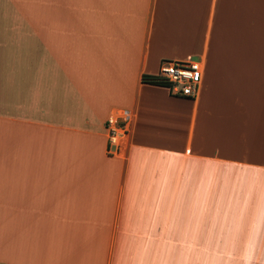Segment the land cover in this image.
<instances>
[{"label":"crops","instance_id":"obj_1","mask_svg":"<svg viewBox=\"0 0 264 264\" xmlns=\"http://www.w3.org/2000/svg\"><path fill=\"white\" fill-rule=\"evenodd\" d=\"M51 3L0 31V264H264V0Z\"/></svg>","mask_w":264,"mask_h":264},{"label":"built area","instance_id":"obj_2","mask_svg":"<svg viewBox=\"0 0 264 264\" xmlns=\"http://www.w3.org/2000/svg\"><path fill=\"white\" fill-rule=\"evenodd\" d=\"M204 65L199 60H165L156 78L169 88L172 95L197 98L203 83ZM129 115L110 117L106 122L109 153L119 151L129 132Z\"/></svg>","mask_w":264,"mask_h":264},{"label":"rangeland","instance_id":"obj_3","mask_svg":"<svg viewBox=\"0 0 264 264\" xmlns=\"http://www.w3.org/2000/svg\"><path fill=\"white\" fill-rule=\"evenodd\" d=\"M42 8L51 10V0H44V2L38 0H0V31L5 24L13 27L24 25L35 30L38 24H42L43 18H39L38 21L36 17L37 11ZM4 12L9 13L7 18L2 16ZM45 20L46 24H52V18ZM0 36L2 35L0 34Z\"/></svg>","mask_w":264,"mask_h":264},{"label":"trees","instance_id":"obj_4","mask_svg":"<svg viewBox=\"0 0 264 264\" xmlns=\"http://www.w3.org/2000/svg\"><path fill=\"white\" fill-rule=\"evenodd\" d=\"M143 81L146 83H150V84H154V85H158V86H165L163 83H161L156 76H147L144 75L143 76Z\"/></svg>","mask_w":264,"mask_h":264}]
</instances>
